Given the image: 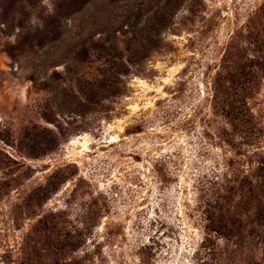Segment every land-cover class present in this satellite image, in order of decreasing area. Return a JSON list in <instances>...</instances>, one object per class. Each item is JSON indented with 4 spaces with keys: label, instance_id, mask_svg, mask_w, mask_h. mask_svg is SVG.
<instances>
[{
    "label": "rangeland",
    "instance_id": "rangeland-1",
    "mask_svg": "<svg viewBox=\"0 0 264 264\" xmlns=\"http://www.w3.org/2000/svg\"><path fill=\"white\" fill-rule=\"evenodd\" d=\"M0 264H264V0H0Z\"/></svg>",
    "mask_w": 264,
    "mask_h": 264
},
{
    "label": "bare ground",
    "instance_id": "bare-ground-1",
    "mask_svg": "<svg viewBox=\"0 0 264 264\" xmlns=\"http://www.w3.org/2000/svg\"><path fill=\"white\" fill-rule=\"evenodd\" d=\"M79 139H85V142L83 143L84 145H87L89 142L87 141V138L86 137H84V136H81V137H79ZM79 142V140H75L73 143H78Z\"/></svg>",
    "mask_w": 264,
    "mask_h": 264
}]
</instances>
